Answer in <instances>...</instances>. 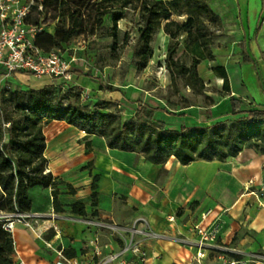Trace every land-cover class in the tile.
I'll return each mask as SVG.
<instances>
[{"label": "crops", "instance_id": "crops-1", "mask_svg": "<svg viewBox=\"0 0 264 264\" xmlns=\"http://www.w3.org/2000/svg\"><path fill=\"white\" fill-rule=\"evenodd\" d=\"M232 1L234 5L231 7L230 0L231 8L218 4V1H211L210 6L218 15L231 12L239 20L243 16V21L250 28L248 9L245 15L242 8L237 7L240 1ZM251 23L258 27L254 35L242 36L248 53L247 70L254 74L236 77L241 88L238 92L227 71L230 89L227 94L228 100L232 96L242 100V106H264V82L259 79V72L264 78V0L260 10H254ZM43 29L52 34L54 25L46 27L43 24ZM73 53L76 54V51ZM73 53L63 51L67 58ZM78 62L83 68L76 66ZM91 67L86 65L84 58L77 57L70 70V82L86 91L87 96L93 95L91 99L94 101H109L110 106L117 102L122 121L131 119L141 92L147 94L146 91L134 90L125 84L97 81L90 76L92 72L87 71ZM250 77L253 84H250ZM31 79L38 80L26 73L0 76V86L2 83L12 86L10 80L13 84L21 85ZM202 79L210 80L211 77ZM52 82L53 79L44 77L37 85L41 88ZM100 83L111 84L116 90L99 89ZM248 85L255 88L254 94H260L263 99L257 101L254 95V98L251 97ZM210 97L213 103L205 108L187 105L172 110L159 104L156 99L153 104L144 103L154 108V119L165 122L167 129L179 130L181 125L195 128L222 121L217 98L213 94ZM209 116L211 119L207 120ZM43 135L46 172L71 185L75 191L69 193L64 185L62 189L59 188L62 210L55 212L50 187L35 185L28 189L31 201L29 212L53 213L54 217L39 219L33 223V228L13 221L9 232L13 239L14 264H56L60 261L56 252L44 245V240L50 241L54 249L73 251L72 257L63 254L79 264L95 262L99 256L94 253L93 247L88 246V241L98 235L99 252L104 254L108 251L105 244L109 238L78 218H107L124 225L137 216L147 219L150 227L162 235L161 238L175 241V244L179 242L175 254L180 261L168 256L156 241L147 242L146 249L154 252L149 264H221L219 257L222 255L241 264L248 260L264 264V194L261 197L259 193V186L264 182V154L255 148L245 147L234 157L222 161L195 160L182 165L170 157L162 164H153L141 153L109 148L104 137L86 135L83 130L64 121H51L43 127ZM94 176H97L94 182L97 202L91 206ZM73 202L84 203L86 215L73 213L70 208ZM92 211L96 213L92 214ZM202 214H205V218ZM197 224L202 228L218 224L216 242L224 249L222 253L207 250L200 263L194 260L197 236L190 231ZM180 238L185 241L181 242ZM252 255L256 257L255 260L250 259Z\"/></svg>", "mask_w": 264, "mask_h": 264}, {"label": "trees", "instance_id": "trees-1", "mask_svg": "<svg viewBox=\"0 0 264 264\" xmlns=\"http://www.w3.org/2000/svg\"><path fill=\"white\" fill-rule=\"evenodd\" d=\"M42 5L44 13L49 7L53 19H57L52 34L43 29L35 36L34 42L43 53L65 49L64 45L78 34L93 35L107 14H111L108 20L116 27L123 14L121 11L113 12L112 8L123 10L134 6L138 9L140 25L134 50L137 69L146 67L152 56L151 41L162 29L170 39L164 63L171 84L178 89L182 81L184 87L197 93L204 90L197 66L203 59H214L212 45L216 32L213 27L221 26L219 15L206 0H44ZM36 13L37 18L33 20L31 15L29 21L39 24L43 10ZM180 37L184 39L185 52L191 56L189 65L175 58ZM238 45L244 55L243 60L247 61L245 41L240 40ZM214 70L219 72L222 79V89L229 93L224 67L218 66ZM61 81L53 80L38 89L21 90L17 87L13 91L10 89L11 84H7L3 90V94L10 97L16 116L5 113L4 120L0 121V264H14L13 239L11 233L3 228V220L7 215L30 211V187H50L55 212L62 210L59 186L64 185L69 193L75 191L71 185L46 172L43 127L51 121H64L83 130L86 135H100L105 138L109 148L141 153L153 164H162L170 157L182 165L195 160L222 161L234 157L245 147L256 148L254 141L264 140L263 105L251 106L248 115L241 116V123L234 125V128H227L219 122L195 128L181 125L179 130H170L166 128L165 122L154 119V108L140 99L136 102L133 117L126 122L122 121L117 111L90 110L71 102L63 105L64 100L72 97L77 99L79 94L70 92L57 98L54 88H62L61 83L65 81ZM66 83L75 86L72 82ZM99 89L115 91L116 87L100 83ZM96 103L100 109L110 105L105 100ZM229 104L230 115L245 114L243 102L239 98L230 97ZM114 105L118 103L114 102ZM210 119L209 116L207 120ZM259 151L264 154V150ZM96 180L97 176H94L91 206L97 202ZM70 208L75 214L86 215L82 202H73ZM95 213L92 211V214ZM63 253L68 257L74 255L69 249L63 250Z\"/></svg>", "mask_w": 264, "mask_h": 264}, {"label": "rangeland", "instance_id": "rangeland-1", "mask_svg": "<svg viewBox=\"0 0 264 264\" xmlns=\"http://www.w3.org/2000/svg\"><path fill=\"white\" fill-rule=\"evenodd\" d=\"M43 4L44 0H37ZM99 1V0H96ZM209 4L211 1H218L217 3H222L224 6L229 8L233 7L234 3L231 0V7L229 6L230 0H206ZM240 5L237 7L242 8V13L245 14L246 9H248L249 24L248 28L247 23L243 20H239L235 15L221 13L219 15L221 26H214L213 29L216 32V36L213 38L212 51L214 54L213 60L203 59L197 66L198 75L202 77L210 76L211 79H204V90L200 93L191 90L189 87H184L182 81L179 82L178 89L171 84L169 79V74L165 68V56L170 44L169 37L160 29L153 37L151 41L152 47V56L148 60V63L145 68L137 69L136 59L134 57V50L138 41V28H139V13L138 9L134 6L120 10L119 8H112L113 12L121 11L123 17L117 21L116 27H113L112 21L108 20L111 14H107L102 19V25L98 27L93 35L78 34L71 38V40L65 44L63 50H67L69 53L76 51L77 57H82L86 61V65L89 67L92 65L91 77L97 81H103L104 83H112L119 85H127L134 90H144L141 92L140 100L143 103L153 104L154 99L159 101L161 105L169 109H178L186 105H199L200 107L211 106L213 99L210 95L213 94L217 98L218 110L221 114V122L227 128L233 127L234 125L240 124L241 116H247L251 104H245L244 113L237 116L230 115V104L228 100V94L222 89V79L219 77V72L214 69L218 66H223L226 73L230 75L233 87L236 91H241L240 83H238L236 77L241 75L253 76V72L250 73L247 70V62L243 60L244 55L241 53V48L238 45V42L242 39V35L251 36L254 35L257 30L256 26H253L251 20L253 18L254 10H260L262 6V0H239ZM212 8V7H211ZM243 14V15H244ZM31 18L34 20L37 18L36 11L32 12ZM246 15V14H245ZM244 15V16H245ZM52 11L48 7L46 12L43 15L41 22L45 24L46 27L54 25V30L57 26V19H53ZM174 18V17H172ZM182 18V17H180ZM253 27V28H252ZM48 30V29H47ZM183 38H179V45L175 53V58H178L180 62L185 65H189L191 62V56L185 52L183 45ZM264 41V40H263ZM62 53V50H61ZM248 54V53H247ZM240 61V62H239ZM78 68H83V65L80 66L79 62L76 64ZM261 71V70H260ZM29 76H31L29 74ZM44 78V77H42ZM48 78V77H47ZM41 79V78H40ZM38 80H29L26 83L21 85L13 84L10 89L13 91L15 88L19 87L21 90L29 89H38L39 86L37 83H40ZM259 79L261 82H264V78L261 72H259ZM60 82L61 79H58ZM57 80V82H59ZM71 79L68 81L70 82ZM248 82L247 80H245ZM250 84H253V79L250 77ZM249 81V82H250ZM67 82V81H66ZM66 82L61 83V87L54 88V92L57 98L63 96L64 94H70V92H76L79 94V97L76 99L72 97L68 100L63 101V105L71 103H79L82 106L87 107L90 110H98L103 112L117 111L119 108L117 106H108V108L100 109L98 108L97 101H94L92 98L93 95H87V92L79 89L77 86H72ZM71 83V82H70ZM247 85V84H246ZM220 87V88H219ZM249 87V85H248ZM6 88V84L2 83L0 86V121L4 120L5 113H11L14 117L16 116L11 103L10 97L7 94H3V90ZM219 88V89H218ZM255 88L251 85L248 88V92L256 97L257 101L262 100L263 98L260 94L257 96L254 94ZM254 98V97H253ZM258 104V103H257ZM259 104L258 106H260ZM206 121V120H205ZM219 123V122H217ZM215 124V123H214ZM209 126V125H203ZM256 145V150H264V140L254 141ZM61 189L64 186H59ZM260 196L264 194V182L259 186ZM168 254V256L176 258V245L179 242L159 238L155 240ZM217 244V242H216ZM218 245V244H217ZM219 246V245H218ZM221 247V246H219ZM222 248V247H221ZM222 249L219 250L222 253ZM218 252V251H217ZM230 254V253H229ZM236 257V254H230ZM213 257H216V254L212 253ZM229 257V256H228ZM255 256H250L251 260H255ZM246 260V258H245ZM222 261V260H220ZM243 264V263H242ZM244 264H255L254 262L248 260Z\"/></svg>", "mask_w": 264, "mask_h": 264}, {"label": "built area", "instance_id": "built-area-1", "mask_svg": "<svg viewBox=\"0 0 264 264\" xmlns=\"http://www.w3.org/2000/svg\"><path fill=\"white\" fill-rule=\"evenodd\" d=\"M33 10L41 12L42 3L37 0H0V76L26 73L37 79L48 77L68 82L71 79L72 64L76 62L77 56L73 53L67 58L63 55L64 50L61 53L59 49L43 53L36 46L35 36L43 30V23L40 21L36 24L29 21ZM50 216L54 217V214L25 212L7 215L3 220V228L11 231L13 221L27 228H33V223ZM202 217L205 218V214H202ZM78 220L109 238L105 244L108 251L104 254L99 252L98 235L88 241V246L93 247L94 253L99 256L97 261L88 264H149L154 252H149L145 246L147 242L162 237L142 216H137L124 225L107 218H78ZM52 228L56 230L55 226ZM218 228V224L207 228L197 224L190 229L197 236L194 242L196 246L194 260L197 263L206 256L207 250H224L216 244ZM179 240L185 241L182 238ZM44 245L54 250L60 257V261L56 264H79L64 256L62 248L54 249L50 241L44 240ZM219 259L222 260L221 264H241L240 261L229 259L224 255Z\"/></svg>", "mask_w": 264, "mask_h": 264}]
</instances>
